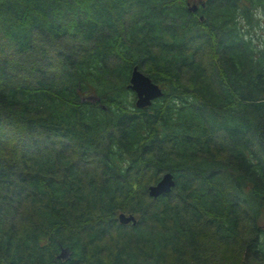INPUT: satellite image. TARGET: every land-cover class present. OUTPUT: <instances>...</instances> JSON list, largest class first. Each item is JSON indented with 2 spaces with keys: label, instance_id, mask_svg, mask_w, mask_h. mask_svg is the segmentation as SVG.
I'll list each match as a JSON object with an SVG mask.
<instances>
[{
  "label": "trees",
  "instance_id": "1",
  "mask_svg": "<svg viewBox=\"0 0 264 264\" xmlns=\"http://www.w3.org/2000/svg\"><path fill=\"white\" fill-rule=\"evenodd\" d=\"M189 3L0 0V264H264V0Z\"/></svg>",
  "mask_w": 264,
  "mask_h": 264
},
{
  "label": "water",
  "instance_id": "2",
  "mask_svg": "<svg viewBox=\"0 0 264 264\" xmlns=\"http://www.w3.org/2000/svg\"><path fill=\"white\" fill-rule=\"evenodd\" d=\"M197 6L195 4L188 5L187 10L189 12H195ZM127 89L134 95V108L141 110L148 107L152 101L161 97L160 88L152 83L148 77L143 75L133 67L128 80ZM90 101H95V98H89ZM174 185L172 175L169 173H163L159 180L154 184L147 187V196L151 199H155L158 196L168 194ZM117 221L120 225L131 224L134 225L135 219L131 215L125 216L122 213L117 215ZM68 256L66 249L60 250L57 259H64Z\"/></svg>",
  "mask_w": 264,
  "mask_h": 264
},
{
  "label": "rangeland",
  "instance_id": "3",
  "mask_svg": "<svg viewBox=\"0 0 264 264\" xmlns=\"http://www.w3.org/2000/svg\"><path fill=\"white\" fill-rule=\"evenodd\" d=\"M196 1V0H194ZM260 10V14L264 15V8H258L256 10H254V15L256 14L257 17V11ZM258 25L253 26V27H248V26H244L242 28L243 31H246L252 38L251 40V44L254 45L253 41H255V44H264V28H261V24H264V20L258 19ZM241 25H244V23H242ZM8 45L2 41L0 42V50L5 49ZM2 48V49H1Z\"/></svg>",
  "mask_w": 264,
  "mask_h": 264
},
{
  "label": "clouds",
  "instance_id": "4",
  "mask_svg": "<svg viewBox=\"0 0 264 264\" xmlns=\"http://www.w3.org/2000/svg\"><path fill=\"white\" fill-rule=\"evenodd\" d=\"M257 19L264 20V15H261V14H260V10L257 11ZM261 28H264V24H261ZM246 39H247V38H246ZM253 43L255 44L256 42L253 41ZM260 48H261V49H264V44H261V45H260Z\"/></svg>",
  "mask_w": 264,
  "mask_h": 264
},
{
  "label": "flooded vegetation",
  "instance_id": "5",
  "mask_svg": "<svg viewBox=\"0 0 264 264\" xmlns=\"http://www.w3.org/2000/svg\"><path fill=\"white\" fill-rule=\"evenodd\" d=\"M194 3H189L188 5L195 4L196 6L202 7L205 0H192Z\"/></svg>",
  "mask_w": 264,
  "mask_h": 264
}]
</instances>
